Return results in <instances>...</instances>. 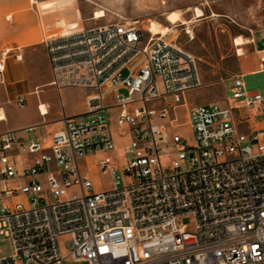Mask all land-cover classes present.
I'll list each match as a JSON object with an SVG mask.
<instances>
[{"label":"built area","instance_id":"2783aa9c","mask_svg":"<svg viewBox=\"0 0 264 264\" xmlns=\"http://www.w3.org/2000/svg\"><path fill=\"white\" fill-rule=\"evenodd\" d=\"M43 43L52 87L93 91L47 143L0 133V264H264V93L235 74L223 102H193L195 55L137 22Z\"/></svg>","mask_w":264,"mask_h":264},{"label":"rangeland","instance_id":"374dc122","mask_svg":"<svg viewBox=\"0 0 264 264\" xmlns=\"http://www.w3.org/2000/svg\"><path fill=\"white\" fill-rule=\"evenodd\" d=\"M29 1L30 7L33 4L40 6L51 5L42 3L40 0H36L35 3L32 0ZM73 1L77 4V0ZM84 1L94 6V11L90 14L92 19H95L97 11H105L106 16L92 20L97 25L112 21H128L137 22L141 28L146 30L150 22L156 21L163 26L173 27L172 32L164 36V38L176 41L185 50L194 54L198 62L204 85L190 94L191 100L198 104L223 102L225 91L227 90L228 96L231 94V78L237 74L239 69L236 55V51L239 54V47L235 44V39L241 34L249 36L252 32H264V0H237L239 1L238 4L234 3L233 0H229L228 4V0H210L211 7L207 6L206 13L204 12L206 16L204 14L200 21L193 26L189 24L187 27L182 26L186 25L183 24L187 21L186 17H184L182 11L177 9H184L189 5L180 0H160L159 4H151L150 8H146V10H142L139 4L140 0H118L117 2L115 0ZM163 1L165 4H162ZM200 2L201 0H197L190 4L195 6L193 7L194 15L196 8L203 9ZM62 6V4H58V8H62ZM211 10L213 15L209 17ZM179 21H182V23L179 24ZM64 26L62 23H57L54 32H62L66 28ZM258 46H263V43L259 42ZM8 66V75L12 76L16 75L21 67L16 64L14 59L9 60ZM126 76L127 73H124L123 78ZM46 79L44 67L41 65L34 67L30 82L36 84ZM243 80L248 91H261L264 93V73L248 74ZM92 91V89L83 87H68L65 90L63 89V92H60L55 87L45 86L38 96L32 95L30 97L28 110L36 109L38 100L51 103L52 111L75 110L78 109V105ZM119 92L123 95L127 94L126 89H120ZM91 117L92 115L84 116L85 119ZM94 176L97 188L107 189L111 187L112 177L109 174L95 172ZM0 247L2 249L0 257H2L10 255L14 246L10 239H4L1 241ZM64 264L74 263L65 262Z\"/></svg>","mask_w":264,"mask_h":264},{"label":"crops","instance_id":"0c3cea01","mask_svg":"<svg viewBox=\"0 0 264 264\" xmlns=\"http://www.w3.org/2000/svg\"><path fill=\"white\" fill-rule=\"evenodd\" d=\"M117 1L115 0V2ZM180 1L189 6L177 10L182 11L192 26L204 17H195L194 15L193 7L195 6L190 4L197 0ZM233 1L237 4L239 2ZM40 2L51 5L40 6L31 2L33 6L30 7L29 0H0V54L4 50L10 51L6 59L5 82H0V113L4 115V117L0 116V133L14 132L17 136L26 138V141L38 140L47 143L53 133L62 127L63 115L73 116L88 111L87 98L92 92L82 100L78 109L75 110L52 111V104L42 100H38L36 109L28 110L30 97L32 95L38 96L43 87L51 86L52 75L49 57L43 43L45 33L49 35L64 34L94 26L96 23L92 21L95 19L90 16L94 11V6L84 0H77V4L73 0H40ZM228 2L230 1L228 0L227 4ZM154 3L159 4L160 0L139 1L142 10L150 8V5ZM200 3L205 13L206 7H211L210 0H201ZM58 4H62V8H58ZM212 10L209 17L213 15ZM62 20L66 21V26H64L66 28L62 32H54L56 24ZM178 23L181 24L182 21ZM182 26L187 27L188 25ZM241 36L248 37L251 43L243 46L245 49L243 55H239L236 51L239 63L237 74H242L244 77L248 74H263L264 32H252L249 36L244 34ZM259 42H262L263 46L259 47ZM11 59H14L16 64L21 66L19 72L13 76L8 75V62ZM37 65L44 67L47 79L32 84L30 82L31 73ZM66 88L63 87L64 90ZM63 89L58 91L63 92ZM20 99H24L26 102L23 106L18 105L17 101ZM41 104L46 105V114L40 112L39 106ZM29 127H34L32 132L28 130ZM13 156L19 162V167L28 164L31 158L26 152H14ZM91 159L93 160L95 157H91Z\"/></svg>","mask_w":264,"mask_h":264},{"label":"bare ground","instance_id":"6f19581e","mask_svg":"<svg viewBox=\"0 0 264 264\" xmlns=\"http://www.w3.org/2000/svg\"><path fill=\"white\" fill-rule=\"evenodd\" d=\"M32 2H36V0H32ZM204 10L201 9V8H196L195 9V17H202L204 16ZM103 16H106L105 15V11L103 10H100V11H97L95 13V19H99L100 17H103ZM194 20V19H193ZM60 23L64 25H66V21L65 20H62ZM183 24H191V22H189L188 20L185 21ZM146 30L147 32H150L152 34H154V36H167L170 32H172L173 30V27H170V26H163L162 24H160L159 22H156V21H152L149 23V25L146 27ZM191 31V30H190ZM251 42V40L249 38H245L243 36H239L238 38L235 39V44L239 47L238 48V51H239V54L240 55H243L244 52H245V49L243 48V45L247 44ZM41 110L44 114L47 113V107L45 104H41ZM0 116H3V113H0Z\"/></svg>","mask_w":264,"mask_h":264}]
</instances>
